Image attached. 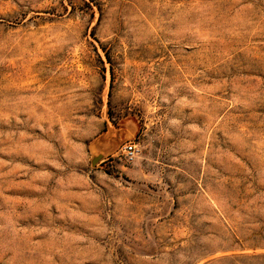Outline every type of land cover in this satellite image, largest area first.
I'll list each match as a JSON object with an SVG mask.
<instances>
[{
    "label": "rangeland",
    "instance_id": "374dc122",
    "mask_svg": "<svg viewBox=\"0 0 264 264\" xmlns=\"http://www.w3.org/2000/svg\"><path fill=\"white\" fill-rule=\"evenodd\" d=\"M0 264H264V0H0Z\"/></svg>",
    "mask_w": 264,
    "mask_h": 264
},
{
    "label": "built area",
    "instance_id": "2783aa9c",
    "mask_svg": "<svg viewBox=\"0 0 264 264\" xmlns=\"http://www.w3.org/2000/svg\"><path fill=\"white\" fill-rule=\"evenodd\" d=\"M136 152L135 146L133 143L123 144L121 148V154L124 158L130 159Z\"/></svg>",
    "mask_w": 264,
    "mask_h": 264
}]
</instances>
